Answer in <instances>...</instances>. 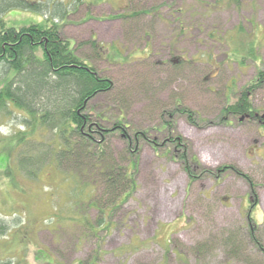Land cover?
Instances as JSON below:
<instances>
[{
	"label": "rangeland",
	"instance_id": "obj_1",
	"mask_svg": "<svg viewBox=\"0 0 264 264\" xmlns=\"http://www.w3.org/2000/svg\"><path fill=\"white\" fill-rule=\"evenodd\" d=\"M15 1L0 0L6 27L57 22L76 55L113 81L90 104L112 120L123 100L124 123L149 130L159 146L138 142L131 170L125 143L109 138L108 166L128 168L135 182L112 193L98 171L73 174L53 163L31 179L19 173L10 144L23 119L18 111L1 117L0 218L8 230L0 235V259L264 264V85L252 95L255 117L217 122L225 103L264 71V0H26L37 7H9ZM5 69L0 65V79ZM166 120L173 123L168 133L161 131ZM174 135L187 143L189 161L212 176L189 179L165 144ZM247 209L259 224L250 233Z\"/></svg>",
	"mask_w": 264,
	"mask_h": 264
},
{
	"label": "trees",
	"instance_id": "obj_2",
	"mask_svg": "<svg viewBox=\"0 0 264 264\" xmlns=\"http://www.w3.org/2000/svg\"><path fill=\"white\" fill-rule=\"evenodd\" d=\"M11 6L37 7L26 0H16L9 4ZM91 43L96 47L94 39ZM0 65L6 68L0 79V118L18 111L16 115L22 117L24 124L22 130L18 129L12 135L10 143L17 148L13 160L19 173L33 179L42 167L53 163L58 169L64 172L71 170L73 174L75 168H78V173L87 170L89 175L98 171L110 193L123 189V181L124 185L126 181L135 184L131 170L136 166L137 156L134 153L137 143L148 142L154 149L159 144L150 138L149 130L132 131L124 123L121 117L124 113L123 100H120L119 115L112 120L106 117L103 110L90 104L97 95L110 92L114 87L113 81L76 55L75 48L64 37L57 22L53 21L50 25L29 23L15 29L6 27L0 17ZM263 85L264 71L260 70L256 79L239 91L235 101L225 103L217 122L225 124L223 122L229 117L244 116L247 119V114L253 118L252 95ZM175 111L189 119L194 117L193 111L179 105ZM170 121L162 123L161 131L168 133L173 130ZM113 136H118L125 143L127 154L131 157V170L116 167L120 170L116 172L115 168L108 166L103 154L105 142ZM165 144L173 157L181 162L190 180L197 176H212L211 170L189 161L188 145L180 136H172ZM235 171L249 182L247 176L237 169ZM11 174L9 170L5 171L6 177ZM131 188L124 193L125 198ZM248 200L255 205L252 189ZM246 216L251 223L248 224L250 233L259 224L254 222L248 209ZM7 230L6 221L0 218V235ZM254 245L261 249L259 242L254 241ZM0 264L10 263L0 259Z\"/></svg>",
	"mask_w": 264,
	"mask_h": 264
},
{
	"label": "water",
	"instance_id": "obj_3",
	"mask_svg": "<svg viewBox=\"0 0 264 264\" xmlns=\"http://www.w3.org/2000/svg\"><path fill=\"white\" fill-rule=\"evenodd\" d=\"M243 117H244V116L240 117V120H242V119H243ZM246 117H248V114L246 115Z\"/></svg>",
	"mask_w": 264,
	"mask_h": 264
},
{
	"label": "flooded vegetation",
	"instance_id": "obj_4",
	"mask_svg": "<svg viewBox=\"0 0 264 264\" xmlns=\"http://www.w3.org/2000/svg\"><path fill=\"white\" fill-rule=\"evenodd\" d=\"M254 117H255V115H253ZM248 117H249V115H248Z\"/></svg>",
	"mask_w": 264,
	"mask_h": 264
}]
</instances>
